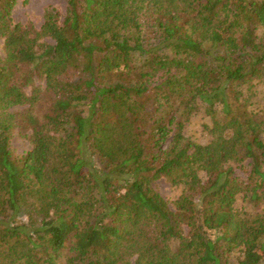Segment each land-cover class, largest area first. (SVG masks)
I'll list each match as a JSON object with an SVG mask.
<instances>
[{
    "label": "trees",
    "instance_id": "trees-1",
    "mask_svg": "<svg viewBox=\"0 0 264 264\" xmlns=\"http://www.w3.org/2000/svg\"><path fill=\"white\" fill-rule=\"evenodd\" d=\"M16 3L0 0V264H264V0H67L39 30ZM198 113L203 144L184 133Z\"/></svg>",
    "mask_w": 264,
    "mask_h": 264
},
{
    "label": "rangeland",
    "instance_id": "rangeland-1",
    "mask_svg": "<svg viewBox=\"0 0 264 264\" xmlns=\"http://www.w3.org/2000/svg\"><path fill=\"white\" fill-rule=\"evenodd\" d=\"M67 0H17L16 5L12 10V16L16 23L22 25H30L35 30H39L43 23V15L45 10L49 8L56 9L61 15H64L66 12ZM262 28L258 29V32L261 33ZM40 42L51 41L47 38H42ZM2 41H0V51H2ZM37 85L43 86L42 82H38ZM39 87V86H38ZM262 88L261 85H256L253 90L257 89L260 91ZM42 90V89H41ZM31 92V88H27V93ZM260 95H252L250 98V109L258 111L261 108ZM46 104L39 101L33 107V114L40 119L42 114L46 109ZM28 108L27 106L15 107L11 111L19 112ZM209 123V118L205 117L202 113L196 114L185 127V136L188 137L194 143L203 144L209 141L208 134L204 131L203 125ZM29 133V130L26 128H21L17 126L13 131V138L11 141V150L14 157H20L24 152L28 151L30 147L29 141L22 135ZM245 167L244 169H246ZM246 171V170H245ZM237 175L243 178L245 176L244 170H237ZM153 188L161 197L167 201L173 202L180 193L181 190L179 187L171 186L170 183L165 178H157L153 182Z\"/></svg>",
    "mask_w": 264,
    "mask_h": 264
}]
</instances>
